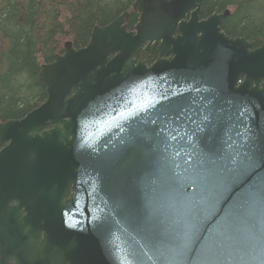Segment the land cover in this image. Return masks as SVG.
I'll list each match as a JSON object with an SVG mask.
<instances>
[{
  "label": "water",
  "instance_id": "1",
  "mask_svg": "<svg viewBox=\"0 0 264 264\" xmlns=\"http://www.w3.org/2000/svg\"><path fill=\"white\" fill-rule=\"evenodd\" d=\"M203 2L135 0L40 66L0 121V264H264V42Z\"/></svg>",
  "mask_w": 264,
  "mask_h": 264
},
{
  "label": "trees",
  "instance_id": "2",
  "mask_svg": "<svg viewBox=\"0 0 264 264\" xmlns=\"http://www.w3.org/2000/svg\"><path fill=\"white\" fill-rule=\"evenodd\" d=\"M135 0H0V121L24 117L47 97L40 66L64 53V43L87 45L94 28L130 11L128 29L139 14ZM231 9L222 29L231 37H246L255 47L264 42V0H205L202 15ZM138 57L153 60L155 47Z\"/></svg>",
  "mask_w": 264,
  "mask_h": 264
},
{
  "label": "flooded vegetation",
  "instance_id": "3",
  "mask_svg": "<svg viewBox=\"0 0 264 264\" xmlns=\"http://www.w3.org/2000/svg\"><path fill=\"white\" fill-rule=\"evenodd\" d=\"M205 1V0H204ZM204 3V2H203ZM203 3H202V6H203ZM202 6H201V11H200V19H207L208 17H210L212 14H214L216 11H218V12H223L224 10H230V14H231V9H229V8H227V9H224V10H222V11H220L218 8H216L211 14H209V15H206V16H203L202 15ZM127 11H129V10H127ZM135 12H137V11H135ZM138 14H139V12H137ZM229 14V15H230ZM228 15V16H229ZM227 16V17H228ZM129 17H130V11H129ZM129 17H128V19H129ZM139 18H140V14H139ZM139 18H138V22H139ZM190 17L189 16H186L185 17V19L186 20H188ZM127 19V20H128ZM225 19V18H224ZM224 19L222 20V23H223V21H224ZM127 20H126V22H127ZM137 22V23H138ZM137 23H136V25H137ZM126 25H127V23H126ZM136 25H135V27H134V29H128V27H127V30L128 31H134L135 30V28H136ZM221 28H222V24H221ZM223 30V29H222ZM224 31V30H223ZM225 32V31H224ZM180 32L179 31H177L176 30V32H175V36H177L178 34H179ZM226 33V32H225ZM227 34V33H226ZM228 35V34H227ZM231 37V36H230ZM237 37H241V36H237ZM235 38V37H234ZM244 38H246V37H244ZM247 39V38H246ZM249 40V39H248ZM249 41H251V40H249ZM159 45H160V43H156V41H153L151 44H150V46H149V43H146V44H144V45H141L139 48H137L135 51H134V53H133V56H132V58L133 59H135L136 60V63L137 62H140V61H142V62H146V64L148 65V66H151L152 64H154L160 57H161V53H160V49H159ZM153 47H155L156 48V50H157V56L153 59V60H151V61H149L148 59H145V58H140V57H138V55H137V52L142 48L144 51H148V50H150L151 48H153ZM170 55H163L162 57L163 58H168ZM47 93V92H46ZM47 98V97H46ZM46 98H45V100H46ZM44 100V101H45ZM43 101V102H44ZM42 102V103H43ZM41 103V104H42ZM40 104V105H41ZM40 105H38L36 108H38ZM36 108H34V109H36ZM33 109V110H34ZM31 112V111H30ZM29 113V112H28ZM27 113V114H28ZM19 119V118H18ZM53 127V125H46L45 127H43V129H45V130H48V129H50V128H52Z\"/></svg>",
  "mask_w": 264,
  "mask_h": 264
},
{
  "label": "rangeland",
  "instance_id": "4",
  "mask_svg": "<svg viewBox=\"0 0 264 264\" xmlns=\"http://www.w3.org/2000/svg\"><path fill=\"white\" fill-rule=\"evenodd\" d=\"M65 44V43H64Z\"/></svg>",
  "mask_w": 264,
  "mask_h": 264
}]
</instances>
